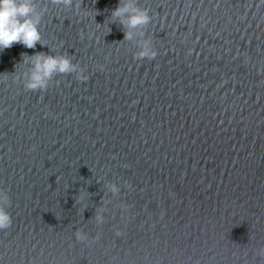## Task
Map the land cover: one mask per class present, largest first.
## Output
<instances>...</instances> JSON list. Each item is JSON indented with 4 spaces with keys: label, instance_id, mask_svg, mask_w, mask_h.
Segmentation results:
<instances>
[{
    "label": "water",
    "instance_id": "95a60500",
    "mask_svg": "<svg viewBox=\"0 0 264 264\" xmlns=\"http://www.w3.org/2000/svg\"><path fill=\"white\" fill-rule=\"evenodd\" d=\"M37 3L45 44L0 53V264H264V0ZM37 53L85 78L26 89Z\"/></svg>",
    "mask_w": 264,
    "mask_h": 264
},
{
    "label": "clouds",
    "instance_id": "9594fccd",
    "mask_svg": "<svg viewBox=\"0 0 264 264\" xmlns=\"http://www.w3.org/2000/svg\"><path fill=\"white\" fill-rule=\"evenodd\" d=\"M54 5L62 8H73V0H51ZM76 5L75 8H77ZM73 8V9H75ZM47 7L38 4L37 0H0V53L10 48L15 43L23 45L25 48L33 49L37 43L45 44L41 36V20ZM113 17L120 18L121 23L128 29L141 30L147 26L151 20L146 9L139 8L132 2L124 3L113 10ZM136 34L142 35V30ZM132 31L125 32V39H131ZM138 58L155 57L156 52L151 47V42L147 39L140 43L139 51L135 53ZM25 64L31 65L30 70L24 75L23 85L29 90H43L48 86V82L56 74L79 72L80 78L83 69H79L66 55H47L37 53L35 55H25ZM110 190L118 192V187L113 184ZM82 199V198H81ZM9 202L6 193L0 191V230L7 229L12 224L10 214L6 211L5 205ZM98 220L102 219L97 217ZM77 239H85L82 233L76 234ZM258 255H264V248L260 249Z\"/></svg>",
    "mask_w": 264,
    "mask_h": 264
}]
</instances>
